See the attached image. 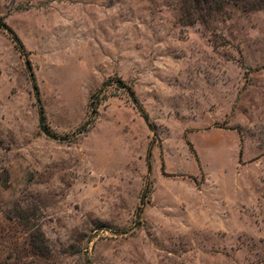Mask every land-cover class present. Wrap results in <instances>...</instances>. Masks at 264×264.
I'll return each mask as SVG.
<instances>
[{
    "label": "rangeland",
    "instance_id": "rangeland-1",
    "mask_svg": "<svg viewBox=\"0 0 264 264\" xmlns=\"http://www.w3.org/2000/svg\"><path fill=\"white\" fill-rule=\"evenodd\" d=\"M182 2L0 0V264H264V0Z\"/></svg>",
    "mask_w": 264,
    "mask_h": 264
},
{
    "label": "trees",
    "instance_id": "trees-1",
    "mask_svg": "<svg viewBox=\"0 0 264 264\" xmlns=\"http://www.w3.org/2000/svg\"><path fill=\"white\" fill-rule=\"evenodd\" d=\"M243 4L250 5L252 9L263 5L255 2V0H183L182 9L187 13L189 19H191L189 9H192V12L196 14V19L206 22L210 17L214 16V13H221L228 5L241 6ZM91 103H93V101H91ZM145 118L149 120L148 116H145ZM41 127L47 135L56 139V136L52 134L47 126L44 115L42 116ZM24 250L25 251L20 252L22 255L21 259L23 260L33 258L48 259L52 255L49 238L39 229L29 234L28 245Z\"/></svg>",
    "mask_w": 264,
    "mask_h": 264
}]
</instances>
